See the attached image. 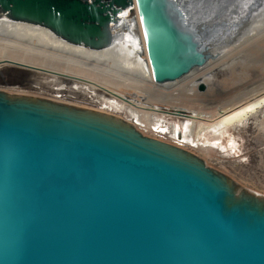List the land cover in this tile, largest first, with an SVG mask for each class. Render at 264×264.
Segmentation results:
<instances>
[{"label":"water","instance_id":"95a60500","mask_svg":"<svg viewBox=\"0 0 264 264\" xmlns=\"http://www.w3.org/2000/svg\"><path fill=\"white\" fill-rule=\"evenodd\" d=\"M134 4L155 81L201 61L177 0H0V17L99 49ZM0 264H264V202L124 121L0 90Z\"/></svg>","mask_w":264,"mask_h":264},{"label":"bare ground","instance_id":"6f19581e","mask_svg":"<svg viewBox=\"0 0 264 264\" xmlns=\"http://www.w3.org/2000/svg\"><path fill=\"white\" fill-rule=\"evenodd\" d=\"M177 1L178 4L182 2L179 6L184 12L188 15L190 13L189 18L196 19V25L193 26L199 32H204L206 37L202 42L207 43L204 45L206 51L201 61L175 81L154 80L135 4L132 5L134 16L125 18V27L120 23L119 27L111 30L104 46L99 49L68 42L43 25L0 17V65L15 64L40 71L54 79L64 78L74 84L84 85L93 94L102 91L111 97L110 102L119 109L128 111L136 120L131 117L130 122L104 112L86 109L124 121L143 135L145 134L139 125L152 131L161 130L162 122L158 115L164 112L163 109L180 116L184 114L183 110L189 109L180 107V104L188 106L190 102H196L197 108L189 112L193 116L185 125L184 134L174 126L171 128V133L180 140L185 138L198 145L200 134L204 131H215L232 125L236 127V124L251 119L256 126L264 128V75L261 74L258 81L254 80L250 86L244 87L239 95L236 93L238 97L228 94L225 89L219 90L215 83V72L218 70L228 72L229 78L219 82L226 84L241 75V71L248 69L249 65H254L251 60L258 59L264 63V0H230L231 3L226 2L230 4L227 7H224L226 4L223 0L222 3H217V0ZM214 12L218 13L216 17ZM223 12L226 14H222ZM189 18L188 22L195 23ZM199 81L205 84V91H200L203 93H198ZM218 94H224L218 103L220 106L206 107L200 104L214 99ZM15 95L33 97L9 94ZM159 136L160 134H156L155 137L162 139ZM214 170L228 179L238 195L254 196L264 202V195L244 187L225 173Z\"/></svg>","mask_w":264,"mask_h":264},{"label":"rangeland","instance_id":"374dc122","mask_svg":"<svg viewBox=\"0 0 264 264\" xmlns=\"http://www.w3.org/2000/svg\"><path fill=\"white\" fill-rule=\"evenodd\" d=\"M251 61L254 65H249V70H242L241 75L226 84L219 82L229 78L228 72L226 70L216 71L215 83L217 88L219 90L225 89L228 94L238 97L236 93L239 95L243 92L244 87L250 86L254 80L258 81L264 75V63L258 59ZM0 90L9 94L39 97L71 106L100 111L127 121H130L131 117L136 120L128 111H123L110 102L111 97L105 95L102 91L93 94L84 88L82 84H74L64 78L54 79L52 76L40 71L29 70L12 64L0 65ZM16 90H23L28 94H21ZM203 92L198 90V93ZM222 96L224 94H218L214 99L200 104L206 107L220 106L218 103L223 98ZM180 107H187L190 110H183L184 114L179 116L172 114V111L163 109L164 112L158 115L160 117L158 118L159 121L162 122L160 124L162 125L161 130H148L138 124L141 131L148 137L155 139H157L156 134H160L159 137L162 139L158 140L172 143L198 155L211 168L225 173L244 187L264 195V128L256 126L251 119L242 124H236V127L232 125L215 131H204L200 134L198 145H196L185 138L180 140L171 133V128L174 126L182 135L184 134L185 125L189 123L193 116L189 112H193L197 108V103L190 102L188 106L180 104ZM185 114L187 117H185Z\"/></svg>","mask_w":264,"mask_h":264},{"label":"flooded vegetation","instance_id":"af4514ba","mask_svg":"<svg viewBox=\"0 0 264 264\" xmlns=\"http://www.w3.org/2000/svg\"><path fill=\"white\" fill-rule=\"evenodd\" d=\"M102 1H106V0H102ZM220 1H221V2H220ZM216 2H217V3H218V2H219V3H222V0H217ZM223 2H225V4H226V6L224 5V7H227L228 5H230V4H227L226 2L231 3L230 0H226V1L223 0ZM180 4H182V2H180L179 5H180ZM179 8L181 9V11H182V12L184 13V15H185V13H186V12H184L185 10H184L183 8H181L180 6H179ZM214 13H215L216 15H215ZM214 13H213V14H214L215 16H214L213 14H212L211 16L216 17V16L218 15V13H216V12H214ZM224 13H225V12H223L222 14H224ZM225 14H226V13H225ZM187 15H188V14L186 13V19L189 18L190 13H189L188 16H187ZM219 15H220V14H219ZM189 19H191V18H189ZM192 19H193V18H192ZM192 19H191V20H192ZM192 21H194L195 23H193V24L196 25V19H193ZM197 22H198V21H197ZM190 23H191V22H190Z\"/></svg>","mask_w":264,"mask_h":264},{"label":"built area","instance_id":"2783aa9c","mask_svg":"<svg viewBox=\"0 0 264 264\" xmlns=\"http://www.w3.org/2000/svg\"><path fill=\"white\" fill-rule=\"evenodd\" d=\"M123 11H126V17L128 16V14H132L131 11H133V6H129L127 7L126 9H124ZM130 17H133V14L130 16ZM130 19V18H129ZM17 92L21 93V94H28L27 92H23V90H16ZM57 102V101H55ZM59 103H62V102H59ZM103 107H106V106H103ZM115 111V110H114ZM163 134V133H162Z\"/></svg>","mask_w":264,"mask_h":264},{"label":"trees","instance_id":"16d2710c","mask_svg":"<svg viewBox=\"0 0 264 264\" xmlns=\"http://www.w3.org/2000/svg\"><path fill=\"white\" fill-rule=\"evenodd\" d=\"M132 12H133L132 14H134V10ZM132 14H128V16L130 17Z\"/></svg>","mask_w":264,"mask_h":264}]
</instances>
